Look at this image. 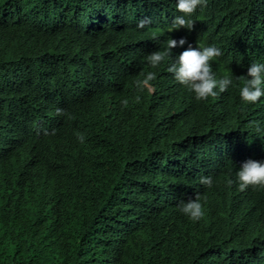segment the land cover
Segmentation results:
<instances>
[{"label":"trees","instance_id":"1","mask_svg":"<svg viewBox=\"0 0 264 264\" xmlns=\"http://www.w3.org/2000/svg\"><path fill=\"white\" fill-rule=\"evenodd\" d=\"M181 15L177 0H0V264H264V188L237 176L264 161V97L242 101L239 78L264 63V0H207L191 31L173 30ZM171 38L187 43L153 68ZM189 44L221 50L227 91L197 100L167 70ZM196 194L193 221L179 205Z\"/></svg>","mask_w":264,"mask_h":264},{"label":"clouds","instance_id":"2","mask_svg":"<svg viewBox=\"0 0 264 264\" xmlns=\"http://www.w3.org/2000/svg\"><path fill=\"white\" fill-rule=\"evenodd\" d=\"M206 6L207 0H177V10L183 15L175 17L172 25L173 30L185 28L191 31L194 23L185 17H190L197 8ZM150 22V19L142 20L138 27L142 28ZM185 43H187L185 38H181L179 41L171 38L166 42L165 50L153 51L148 54L146 59L153 68H156L166 57L170 58L172 56V49L182 47ZM221 55V50L215 46L193 47L189 44L179 54L176 63L171 64L167 70L174 74L175 79L180 84L187 86L193 91L197 100H206L218 94L216 89L220 93H223L228 90L229 86L233 85V80L230 77L224 76L218 80L213 74L211 62ZM143 75V79H137V87L141 91H154L152 81L156 79L155 73L148 72ZM239 78L244 79L243 86L240 88V98L242 101L254 104L261 97H264V63L253 62L248 66L247 76ZM127 103V100L123 101L125 107H127ZM56 114L62 115L63 110L56 109ZM80 139L83 142V137H80ZM237 176L239 179V190L241 192L250 186L253 188H264V161L246 160L240 166ZM200 182L211 187L213 180L210 176L202 177ZM179 207L180 211L193 221H198L204 216V209L200 202L199 194H196L194 199L189 197L187 201H181Z\"/></svg>","mask_w":264,"mask_h":264}]
</instances>
